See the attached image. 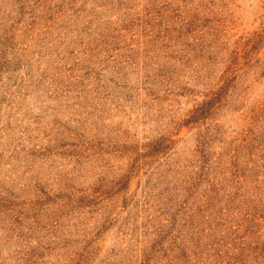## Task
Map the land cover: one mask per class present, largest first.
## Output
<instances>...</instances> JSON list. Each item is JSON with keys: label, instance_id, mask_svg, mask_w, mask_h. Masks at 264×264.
I'll list each match as a JSON object with an SVG mask.
<instances>
[{"label": "rangeland", "instance_id": "obj_1", "mask_svg": "<svg viewBox=\"0 0 264 264\" xmlns=\"http://www.w3.org/2000/svg\"><path fill=\"white\" fill-rule=\"evenodd\" d=\"M0 264H264V0H0Z\"/></svg>", "mask_w": 264, "mask_h": 264}]
</instances>
